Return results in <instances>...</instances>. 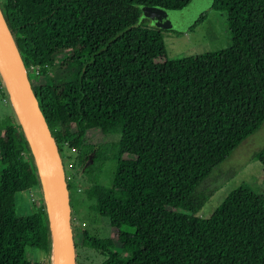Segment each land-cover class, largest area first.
<instances>
[{
	"label": "trees",
	"instance_id": "1",
	"mask_svg": "<svg viewBox=\"0 0 264 264\" xmlns=\"http://www.w3.org/2000/svg\"><path fill=\"white\" fill-rule=\"evenodd\" d=\"M188 1H0L63 168L71 148L85 196L108 218L106 237L82 229L81 243L104 256L98 264H264L263 195L242 183L198 215L214 189L211 171L264 121V0H212L231 44L167 58L162 29L140 19L138 6ZM58 55L54 77L48 67ZM94 128L118 138L86 141ZM251 157L264 166V145ZM109 159L105 186L98 179ZM36 183L9 114L0 120V264H48L45 203L25 215L15 209V194ZM33 249L41 257L28 258Z\"/></svg>",
	"mask_w": 264,
	"mask_h": 264
},
{
	"label": "rangeland",
	"instance_id": "2",
	"mask_svg": "<svg viewBox=\"0 0 264 264\" xmlns=\"http://www.w3.org/2000/svg\"><path fill=\"white\" fill-rule=\"evenodd\" d=\"M211 3L212 0H189L181 8L167 11V8L156 5L138 7L140 19H145L149 26L162 29L165 56L177 58L217 50L231 44L225 12L212 8ZM203 12L204 17L196 21L199 14ZM59 58L58 55L49 65V75L54 77L62 75ZM44 77L46 78V75ZM9 114L15 118L0 76V120ZM117 138L118 134H104L97 128L89 129L85 134V140L94 143L110 142ZM262 145H264V121L255 131L243 138L230 154L211 171L209 184L214 189L199 209L198 215L208 217L225 195L242 183L264 197V166L260 161L251 157L252 152ZM62 157L67 177L72 182V187L69 189V203L73 240L77 242L75 264H98L104 256L98 250L81 243L82 229H86L91 234L106 237L109 233L108 218L99 215L94 210L93 198L85 196L82 189L85 184L81 179L82 166L73 164L71 148L62 151ZM114 167L115 160L105 161L98 179L100 184L105 186L111 184ZM45 198L41 181L37 179L36 185L15 194L16 213L18 215L30 213L36 202L44 203ZM27 256L30 259H38L41 254L33 249L28 250ZM47 259L48 264H52L50 251Z\"/></svg>",
	"mask_w": 264,
	"mask_h": 264
},
{
	"label": "water",
	"instance_id": "3",
	"mask_svg": "<svg viewBox=\"0 0 264 264\" xmlns=\"http://www.w3.org/2000/svg\"><path fill=\"white\" fill-rule=\"evenodd\" d=\"M0 14L2 16L1 11ZM2 19L4 21L3 16ZM6 29L9 34L8 39L0 30V76L9 96L16 121L32 155L37 179H40L45 192L44 203L47 215L49 214L47 219L50 226V261L53 260L52 246L54 243V263L75 264L69 188L61 156L39 107L17 46L7 26Z\"/></svg>",
	"mask_w": 264,
	"mask_h": 264
},
{
	"label": "bare ground",
	"instance_id": "4",
	"mask_svg": "<svg viewBox=\"0 0 264 264\" xmlns=\"http://www.w3.org/2000/svg\"><path fill=\"white\" fill-rule=\"evenodd\" d=\"M0 30H1V32L3 33V35L5 36V38L6 39H8L9 38V34H8V32H7V29H6V26H5V23H4V21H3V19H2V16H1V14H0ZM49 215V214H48ZM47 215V216H48ZM51 257V256H50ZM52 257H53V260L51 259V262L53 261L54 262V258H55V247H54V243H53V246H52ZM53 262H52V264H53ZM55 264V263H54Z\"/></svg>",
	"mask_w": 264,
	"mask_h": 264
}]
</instances>
